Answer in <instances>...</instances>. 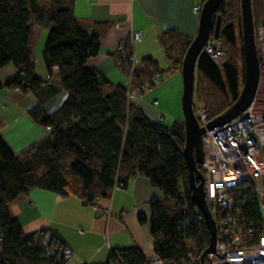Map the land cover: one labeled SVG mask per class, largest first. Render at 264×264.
I'll use <instances>...</instances> for the list:
<instances>
[{
  "label": "trees",
  "instance_id": "obj_1",
  "mask_svg": "<svg viewBox=\"0 0 264 264\" xmlns=\"http://www.w3.org/2000/svg\"><path fill=\"white\" fill-rule=\"evenodd\" d=\"M75 0H0V67L12 63L16 71L0 81V88L22 92L37 90L47 80L35 72L34 30H47L42 60L49 74L57 68L53 95L59 89L68 95L53 112L39 101L28 111L34 122L49 126L50 132L20 154H14L0 136V264H64L46 254L41 245L44 231L66 245L50 229L25 234L9 205L36 187L76 198L84 205H96L109 197L115 185L126 187L130 177L146 176L158 187L150 196L149 230L152 249L165 261L180 262L188 251L200 256L209 243L205 218L191 196L188 166L183 154V118L166 125L152 121L127 101L126 87L113 83L88 63L99 50V39L109 24L84 22L74 14ZM255 28L263 22V0H252ZM218 36L223 53L221 63L202 52L196 68L194 101L211 119L236 98L243 74L239 0H222ZM239 35V48L236 41ZM168 66L161 68L151 56L133 67L123 58L130 40L117 49L116 60L132 88L154 85V76L180 71V60L190 37L174 28L158 36ZM256 39L258 42L257 31ZM156 85V84H155ZM199 169L203 172L201 165ZM245 213L255 217L254 205L245 203ZM140 223L146 217L137 215ZM146 264L139 246L116 248L103 264Z\"/></svg>",
  "mask_w": 264,
  "mask_h": 264
},
{
  "label": "crops",
  "instance_id": "obj_2",
  "mask_svg": "<svg viewBox=\"0 0 264 264\" xmlns=\"http://www.w3.org/2000/svg\"><path fill=\"white\" fill-rule=\"evenodd\" d=\"M194 1L75 0L74 14L78 19L109 24L99 39L98 53L89 58L88 63L113 83L126 84L128 76L118 66L115 55L118 46L129 39L136 63L145 56H151L161 67L160 60L166 59L158 38L160 32L174 28L181 34L193 37L199 18L198 13L192 10ZM43 32L39 27L34 30L35 72L48 84L38 89L37 93L0 88V136L16 155L50 132V127L34 122L27 111L42 101L43 108L51 113L68 95L64 89H59L53 95L47 94L51 91L50 84L54 83L57 68L51 67L49 74L41 55L44 45L38 52L35 48ZM132 32H140L141 39L134 40ZM15 71L12 63L0 67V81ZM136 103L146 115L152 109L145 102ZM152 195L159 196V188L153 186L146 176L134 175L126 187L115 185L110 196L100 198L95 206L33 187L11 202L9 208L25 234L50 229L63 239L73 252L64 264H103L109 252L116 248L139 246L147 257L153 253L147 203ZM139 213L146 217V222L138 221Z\"/></svg>",
  "mask_w": 264,
  "mask_h": 264
},
{
  "label": "built area",
  "instance_id": "obj_3",
  "mask_svg": "<svg viewBox=\"0 0 264 264\" xmlns=\"http://www.w3.org/2000/svg\"><path fill=\"white\" fill-rule=\"evenodd\" d=\"M200 8L201 1H194L192 10L199 13ZM131 36L134 40L141 39L140 32H132ZM117 49L123 50V44ZM128 52H124L123 58L133 67L136 61L132 44ZM203 52L217 63L223 60L219 40L213 35ZM130 79L128 75L126 99L138 102L153 89L160 76H154L153 86L145 84L139 88H132ZM149 106L152 108L147 114L149 119L164 120V114L156 109L157 99ZM195 113L199 124L204 126L209 120L206 110L195 103ZM202 145L205 198L217 234L215 252L207 254L202 262L201 255L190 250L178 263L165 261L153 252L146 264H264V62L259 61V82L252 103L231 120L207 129L202 134ZM246 202L254 205L255 217L245 213ZM42 235V247L57 262L73 255L67 245L52 239L48 231Z\"/></svg>",
  "mask_w": 264,
  "mask_h": 264
},
{
  "label": "water",
  "instance_id": "obj_4",
  "mask_svg": "<svg viewBox=\"0 0 264 264\" xmlns=\"http://www.w3.org/2000/svg\"><path fill=\"white\" fill-rule=\"evenodd\" d=\"M222 0H201L198 13V27L180 60V74L182 79L181 110L183 114L185 141L183 154L188 166V181L191 196L198 209L203 214L209 229V243L201 254V261L205 262L207 254L215 252L217 242L215 220L210 213L205 198L204 174L198 165L203 162L202 134L208 129L217 127L239 115L253 101L259 82V58L257 51L256 28L252 0H239L240 30L242 41L243 74L242 84L236 98L220 114L200 125L195 113V81L196 68L203 48L209 37L218 38L221 27V15H217ZM210 264H214L211 263ZM222 264H232L224 262Z\"/></svg>",
  "mask_w": 264,
  "mask_h": 264
},
{
  "label": "rangeland",
  "instance_id": "obj_5",
  "mask_svg": "<svg viewBox=\"0 0 264 264\" xmlns=\"http://www.w3.org/2000/svg\"><path fill=\"white\" fill-rule=\"evenodd\" d=\"M264 0H263V22L257 26V51L259 61L264 62ZM44 31L42 36H40L35 44L37 47V52L40 47L44 45L45 34L47 30L42 28ZM236 41L239 48V35H236ZM161 61V68H166L168 63L163 59ZM242 84V78H241ZM123 84V86H126ZM241 86V85H240ZM181 93H182V79L179 70H172L167 73L162 74L161 80L156 82V85L150 92H146L141 98V102L147 104L151 103L153 99L160 102V105L156 109L160 110L164 114V123L166 125L170 124L176 118H183L181 110ZM137 101V100H136ZM139 101V100H138ZM165 110H163L162 108Z\"/></svg>",
  "mask_w": 264,
  "mask_h": 264
}]
</instances>
